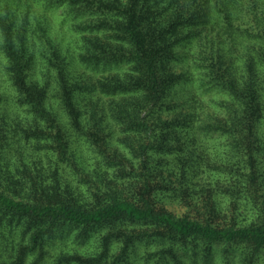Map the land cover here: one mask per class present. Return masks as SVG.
Returning <instances> with one entry per match:
<instances>
[{"label":"trees","instance_id":"1","mask_svg":"<svg viewBox=\"0 0 264 264\" xmlns=\"http://www.w3.org/2000/svg\"><path fill=\"white\" fill-rule=\"evenodd\" d=\"M241 41L255 53L247 61ZM55 124L108 128V145L142 137L137 171L124 172L140 196L84 207L8 194L57 190L70 156L79 159L70 139L50 137ZM196 182L211 192L201 199L209 210L236 209V184L261 200L238 198L248 221L219 226L158 210L148 197H202ZM262 214L264 0H0V264H229L233 249L234 264H258ZM65 237L76 246L48 253Z\"/></svg>","mask_w":264,"mask_h":264},{"label":"rangeland","instance_id":"2","mask_svg":"<svg viewBox=\"0 0 264 264\" xmlns=\"http://www.w3.org/2000/svg\"><path fill=\"white\" fill-rule=\"evenodd\" d=\"M199 50H204V41L198 47ZM252 46L247 42H240L239 49V58L247 61L252 56L255 55ZM204 57L206 54L203 55ZM238 56V55H237ZM237 79L243 83L245 82V75L242 68L238 71ZM107 98L100 100V105L98 106V110L100 108L104 109L105 113L109 111V106L107 105ZM99 104V101H98ZM60 117H66V115H62L60 111ZM108 119V118H107ZM67 121V118H66ZM50 137H54L57 132L62 133L65 138L70 139L73 147L71 151L75 153V148L77 147V154L74 156L79 159H74L70 156L72 160L71 165L72 168L69 170V167L66 168V176L63 177L62 183L57 190L50 188L51 185L44 188V190H39L38 193H22L20 191H16L15 189H9L6 191L8 194L16 195L17 199H29L32 202L41 201L44 203H74L84 207H92L99 203H102L112 196H117L125 199L136 200L138 196H140L143 187L142 185H132L131 183H127L128 175H124V172L127 171L126 174H130L132 168L137 171V166L139 162V157L136 152V147L144 142L142 137L137 138L133 136L128 137H119L120 139H116L114 143L108 145L104 143V141L108 138L107 132L110 131L108 128L103 131V133L97 132L95 127L87 128L85 132H83L79 126L73 128V130H68V128L63 131V128L59 124H55L54 127L50 125L46 126ZM112 131H114V128ZM114 135V132L111 134ZM117 142H122L123 145H116ZM133 147L130 149L129 147ZM113 149H117L119 155L113 157ZM222 150L218 148V151ZM69 157V155H67ZM66 160V159H64ZM67 161V160H66ZM109 162V163H108ZM113 162H118V166H115V170L107 169L106 167H112ZM68 163V162H67ZM107 170V171H106ZM113 170V171H112ZM120 176H125L124 182L120 180ZM199 183L194 184L195 189H199L202 191V197L199 194H194L189 199L184 200L181 197H174L171 192H160L153 191L148 197L150 201L153 203L156 209L158 210H167L169 212L174 213L177 216H187L192 219H198L201 221H208L214 225L226 226V225H235L240 222L248 221L250 214L249 212L241 207V202L238 198L250 197L251 199H255V202H258L261 199H257L256 192L249 190L248 188L242 190L239 188L240 185H233L229 189V193L232 196H229L228 199L231 201L229 203L237 204L236 209L225 210L217 212L213 207L212 209H208L210 205L204 203L201 199H211V192L207 191V189H202V185H197ZM63 185L67 186L66 189ZM207 192H209L207 194ZM207 194V195H206ZM235 196V197H234ZM220 197V196H219ZM234 197L233 199H231ZM224 198V197H223ZM243 199V198H242ZM237 202V203H236ZM206 204V205H205ZM264 215V214H262ZM237 219L235 220V218ZM13 222H15L13 220ZM106 230L105 228H101ZM75 235V232L72 235ZM94 237V236H93ZM71 237H65L64 239L52 240L47 250L51 255H56L61 251L71 250L76 246ZM94 239H91L86 242V247L92 244ZM54 245V246H52ZM79 245V244H78ZM83 245H79V249L81 250ZM137 253L142 254L145 251L142 243L137 244ZM218 248V252H222ZM200 250V249H199ZM230 263H236L235 260L239 259L238 250H231ZM237 259V260H238ZM211 264L219 263V259L216 257H211ZM135 264H142L141 260L137 261ZM238 264V263H237ZM258 264H264V255H262Z\"/></svg>","mask_w":264,"mask_h":264}]
</instances>
